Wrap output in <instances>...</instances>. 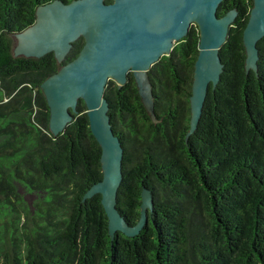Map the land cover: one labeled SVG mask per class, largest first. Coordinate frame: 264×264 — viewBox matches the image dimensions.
Instances as JSON below:
<instances>
[{
  "label": "trees",
  "instance_id": "1",
  "mask_svg": "<svg viewBox=\"0 0 264 264\" xmlns=\"http://www.w3.org/2000/svg\"><path fill=\"white\" fill-rule=\"evenodd\" d=\"M52 1L0 0V264H264V35L257 69L245 67L243 40L253 0L218 5V16L237 14L191 133L196 23L148 71L156 120L132 72L122 85L107 82V113L123 146L116 206L136 224L143 186L152 194L143 228L113 239L101 193L84 198L103 177L86 102L54 134L41 87L78 56L84 37L62 62L53 51H12L14 34Z\"/></svg>",
  "mask_w": 264,
  "mask_h": 264
},
{
  "label": "water",
  "instance_id": "2",
  "mask_svg": "<svg viewBox=\"0 0 264 264\" xmlns=\"http://www.w3.org/2000/svg\"><path fill=\"white\" fill-rule=\"evenodd\" d=\"M222 0H53L36 9L33 24L14 34L15 56L40 57L53 51L62 62L73 42L83 36L85 43L74 59L48 76L41 87L50 107V129L63 131L79 113V99L86 102L93 134L102 147L103 177L84 198L99 192L109 219V234L138 233L148 222L152 194L143 186L140 218L130 224L121 214L117 189L122 178L123 146L111 127L108 101L104 96L110 79L119 85L132 72L143 101L153 112L148 71L163 55L169 54L196 23L200 30L199 54L192 85L191 133L197 126L208 86L217 84L223 70L219 55L237 10L218 16ZM264 35V0H253L243 32L247 70L257 69V41Z\"/></svg>",
  "mask_w": 264,
  "mask_h": 264
},
{
  "label": "rangeland",
  "instance_id": "3",
  "mask_svg": "<svg viewBox=\"0 0 264 264\" xmlns=\"http://www.w3.org/2000/svg\"><path fill=\"white\" fill-rule=\"evenodd\" d=\"M16 43H17V39L15 38V36H13V48H12V51H13ZM13 54H14V51H13Z\"/></svg>",
  "mask_w": 264,
  "mask_h": 264
}]
</instances>
